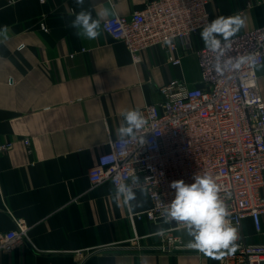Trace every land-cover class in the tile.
<instances>
[{
  "label": "crops",
  "instance_id": "1",
  "mask_svg": "<svg viewBox=\"0 0 264 264\" xmlns=\"http://www.w3.org/2000/svg\"><path fill=\"white\" fill-rule=\"evenodd\" d=\"M145 2L84 0L82 7L101 25V35L87 40L69 27L81 10L76 0H0V143L14 142L0 155V233L16 228L14 218L29 226V243L3 255L0 264L218 262L196 249L163 251L167 236L157 230L178 224L150 221L146 192L135 191L130 206L110 181L93 187L88 176L98 156L110 151V140H117L121 112L160 102L159 88L170 80L200 85L198 58L184 54L180 42V67L171 66L159 47L135 65L129 51L103 32L105 20L132 14ZM209 12L214 19L242 21L230 38L264 26V0H216ZM201 32L196 49L207 47ZM257 75L264 98V63ZM243 228L247 243L264 244V224L258 233L247 218ZM172 232L186 245L191 239L184 229Z\"/></svg>",
  "mask_w": 264,
  "mask_h": 264
},
{
  "label": "built area",
  "instance_id": "2",
  "mask_svg": "<svg viewBox=\"0 0 264 264\" xmlns=\"http://www.w3.org/2000/svg\"><path fill=\"white\" fill-rule=\"evenodd\" d=\"M215 1L146 0L142 9L102 23L103 32L129 51L135 65L143 63L148 50L159 47L171 66L180 67V42L184 54L198 58L201 80L200 85L170 80L160 86V102L136 108L146 121L136 139L110 140V151L98 156L88 176L93 187L110 181L116 191L119 178L134 192H146L152 207L144 215L165 222L164 208L175 197L171 182L191 184L195 174H210L217 178L228 219L238 229L235 251L224 250L216 264H264V244L247 243L243 236L247 218L258 233L264 224V98L257 75L264 63V26L227 42L217 37L221 44L215 49H196L194 38L214 20L209 7ZM7 2L14 5L17 0ZM25 142L29 146V140ZM13 147V141L0 143V155ZM14 222V230L0 233V261L29 243L27 222ZM181 229L177 225L164 231L163 251L193 249L172 232Z\"/></svg>",
  "mask_w": 264,
  "mask_h": 264
},
{
  "label": "clouds",
  "instance_id": "3",
  "mask_svg": "<svg viewBox=\"0 0 264 264\" xmlns=\"http://www.w3.org/2000/svg\"><path fill=\"white\" fill-rule=\"evenodd\" d=\"M81 10L74 13V19L69 27L75 29L74 34L81 39L95 40L101 35L99 19H94L91 11L82 6L84 0H76ZM242 21L238 17H219L209 23L201 32V39L205 45L215 49L221 41L217 36H222L224 41L233 35ZM7 26L3 31L7 32ZM121 123L116 128L118 143L126 139H136L137 134L145 126L143 114L136 109L121 112ZM194 182L186 184L183 179L174 180L170 187L175 190V197L167 204L163 211L165 223L175 221L191 237L187 246L199 250L210 258L219 259L224 250L234 252L235 242L238 239V229L229 221L230 215L224 201L220 198L221 187L217 178L210 174H195ZM116 193L123 196L125 202L131 206L132 201L137 200L132 186L116 179ZM132 183H137L133 176ZM164 229H158L157 235H163Z\"/></svg>",
  "mask_w": 264,
  "mask_h": 264
}]
</instances>
